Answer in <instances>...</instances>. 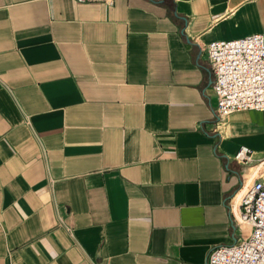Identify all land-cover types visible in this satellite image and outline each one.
<instances>
[{
  "label": "crops",
  "instance_id": "crops-1",
  "mask_svg": "<svg viewBox=\"0 0 264 264\" xmlns=\"http://www.w3.org/2000/svg\"><path fill=\"white\" fill-rule=\"evenodd\" d=\"M251 34L264 0H0V264H207L238 243L264 112L217 118L205 48Z\"/></svg>",
  "mask_w": 264,
  "mask_h": 264
},
{
  "label": "built area",
  "instance_id": "built-area-1",
  "mask_svg": "<svg viewBox=\"0 0 264 264\" xmlns=\"http://www.w3.org/2000/svg\"><path fill=\"white\" fill-rule=\"evenodd\" d=\"M77 4L111 5L112 0H74ZM216 98L215 114L222 120L237 112H264V36L251 34L213 41L205 48ZM26 123L27 120L25 121ZM251 150L241 147L233 159L250 166ZM252 181L244 183L237 214H230L240 231V241L211 250L207 264H264V162L250 167Z\"/></svg>",
  "mask_w": 264,
  "mask_h": 264
},
{
  "label": "bare ground",
  "instance_id": "bare-ground-1",
  "mask_svg": "<svg viewBox=\"0 0 264 264\" xmlns=\"http://www.w3.org/2000/svg\"><path fill=\"white\" fill-rule=\"evenodd\" d=\"M252 174H253V172L251 173V174H249L248 175V178H247V182L246 183H250L251 181H252V178H250L251 176H252ZM243 193V192H242ZM242 193L239 195V197L237 198V200H236V206H235V208H234V213H236L237 214V206H238V200H239V198H240V196L242 195Z\"/></svg>",
  "mask_w": 264,
  "mask_h": 264
},
{
  "label": "rangeland",
  "instance_id": "rangeland-1",
  "mask_svg": "<svg viewBox=\"0 0 264 264\" xmlns=\"http://www.w3.org/2000/svg\"><path fill=\"white\" fill-rule=\"evenodd\" d=\"M252 172H254V170H250V171H249V174H251Z\"/></svg>",
  "mask_w": 264,
  "mask_h": 264
}]
</instances>
